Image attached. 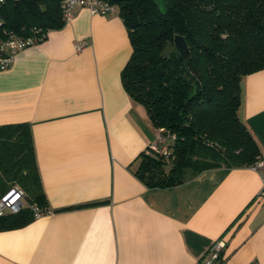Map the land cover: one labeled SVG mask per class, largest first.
Masks as SVG:
<instances>
[{
  "label": "crops",
  "instance_id": "crops-1",
  "mask_svg": "<svg viewBox=\"0 0 264 264\" xmlns=\"http://www.w3.org/2000/svg\"><path fill=\"white\" fill-rule=\"evenodd\" d=\"M131 49L117 12L75 5L0 70V124H29L48 209L0 230V264H199L216 238L220 264H264V198L250 164L167 186L134 173L159 130L122 86ZM241 94L238 116L264 154V68L243 77Z\"/></svg>",
  "mask_w": 264,
  "mask_h": 264
},
{
  "label": "trees",
  "instance_id": "trees-1",
  "mask_svg": "<svg viewBox=\"0 0 264 264\" xmlns=\"http://www.w3.org/2000/svg\"><path fill=\"white\" fill-rule=\"evenodd\" d=\"M108 1L132 48L122 86L144 106L169 150L141 152L136 176L147 186H167L207 167L252 164L261 153L238 108L243 77L264 68V0H166V13L152 0ZM62 25L53 0L0 5V34ZM176 34L185 38L187 57L176 55ZM13 184L23 188L26 204L0 214V230L31 221L34 204L46 209L27 122L0 124V195Z\"/></svg>",
  "mask_w": 264,
  "mask_h": 264
},
{
  "label": "built area",
  "instance_id": "built-area-1",
  "mask_svg": "<svg viewBox=\"0 0 264 264\" xmlns=\"http://www.w3.org/2000/svg\"><path fill=\"white\" fill-rule=\"evenodd\" d=\"M13 0H0V5ZM43 1V0H39ZM57 3L61 17L68 20L71 16L72 8L75 5H80L89 10L90 13L96 14H114L117 12L116 6L108 0H53ZM48 28L42 26H31L28 28L22 27L21 31L13 30L12 28L5 29L0 34V70L6 68L13 61L16 52L28 45L34 44L42 40L46 36ZM86 42L84 40L76 41L74 47L76 49L82 48ZM173 138L174 136L171 135ZM163 142V136L159 133L156 135V140L150 143L147 147L146 153H161L168 154V147L166 145L160 146ZM260 178L261 186L258 195L264 198V154H260L256 160L250 164ZM24 190L17 184L9 186L0 195V214L5 212H17L24 204ZM33 216L39 217L48 212V209H42L37 205L31 206ZM224 246L222 238H216L207 249L206 253L200 260L199 264H220L221 251ZM249 264H261L253 261Z\"/></svg>",
  "mask_w": 264,
  "mask_h": 264
},
{
  "label": "water",
  "instance_id": "water-1",
  "mask_svg": "<svg viewBox=\"0 0 264 264\" xmlns=\"http://www.w3.org/2000/svg\"><path fill=\"white\" fill-rule=\"evenodd\" d=\"M154 5L161 13H166L167 3L166 0H152ZM176 48V55L178 58L187 57L189 55V48L182 35L176 34L173 39Z\"/></svg>",
  "mask_w": 264,
  "mask_h": 264
},
{
  "label": "rangeland",
  "instance_id": "rangeland-1",
  "mask_svg": "<svg viewBox=\"0 0 264 264\" xmlns=\"http://www.w3.org/2000/svg\"><path fill=\"white\" fill-rule=\"evenodd\" d=\"M168 141V140H167Z\"/></svg>",
  "mask_w": 264,
  "mask_h": 264
}]
</instances>
